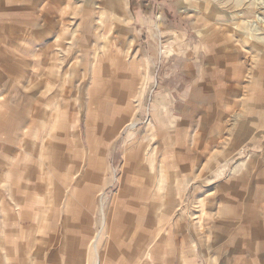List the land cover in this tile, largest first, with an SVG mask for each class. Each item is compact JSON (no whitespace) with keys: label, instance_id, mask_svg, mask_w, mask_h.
<instances>
[{"label":"rangeland","instance_id":"obj_1","mask_svg":"<svg viewBox=\"0 0 264 264\" xmlns=\"http://www.w3.org/2000/svg\"><path fill=\"white\" fill-rule=\"evenodd\" d=\"M23 1L0 0V167L12 169L0 172L11 208L0 213V264H8V234L13 264H94L95 242L107 255L106 217L124 182L137 200L121 206L150 207L133 232L152 239L145 254L159 245L156 264H264V85L238 86L219 67L242 69L251 57L262 66L264 23L255 19L264 0L4 6ZM184 85L201 97L173 117L166 95L182 96ZM156 99L162 107L153 113ZM93 172L97 187L85 179ZM20 175L27 201L50 203V221L58 220L26 241L10 189ZM75 205L81 212L71 221ZM144 244L132 237L134 250ZM123 253L115 262L126 264Z\"/></svg>","mask_w":264,"mask_h":264},{"label":"crops","instance_id":"obj_2","mask_svg":"<svg viewBox=\"0 0 264 264\" xmlns=\"http://www.w3.org/2000/svg\"><path fill=\"white\" fill-rule=\"evenodd\" d=\"M30 1H31V3H28V5H29V7H32L34 5L33 3L35 0H30ZM40 5H42V2L40 3ZM30 17H31V19L35 20V17L33 16V14H31ZM210 58L211 59L213 58L214 60H220L221 61V59H219V57L217 55L210 56ZM263 64H262V67H264ZM219 67L222 71V74H224V75L225 74L226 75L231 74L232 76L234 75L235 81L238 83L237 84L238 86L254 87V86L259 85V84L264 85V80H263L264 72L262 70H258L257 72H254L253 76H260L259 79H254V78H251L247 75L246 80H245L242 78L244 77V74L246 71L240 72L239 70H232V69L230 70V69L224 68L222 63H219ZM252 79H253V81H252ZM180 91H182V90H180ZM177 93H179L178 98H174V97H177L175 95H171V94L166 95V98H170V97L173 98V101L170 103V106H169V111L173 117L179 116V115L185 113V111L187 110V107L189 105L188 102L194 101L196 98L201 97L200 96L201 94H197V93H194L193 91H190L186 85L183 86L182 96H181L180 92H177ZM161 103H162L161 101L156 99V103L155 104L153 103V105H154L153 106V113L155 112L157 107H158L157 109H159V111H160V109H161L160 107H162ZM198 112H199V114L196 113L197 115H200V114L203 115V110L200 111L198 109ZM193 122H194V120L191 121V124ZM186 126H188L187 123H186ZM8 153H9V150H8ZM24 156H26V154H24ZM91 156H92V154L89 155L90 158H91ZM132 157H133V155L129 154L127 159L133 162ZM150 159H151V157H150ZM24 163H26V158L24 159ZM24 163H23V165H24ZM29 168H30V165H26L25 166V172H27V170H29ZM99 168L100 169L102 168L101 165ZM6 171L8 172V174L6 176H9V172L12 171V169L10 170V169H6L5 167H0L1 176ZM94 172L97 173L98 169H97V171L94 170ZM94 172H93V175L90 173L88 175H86L85 179L91 178V177L93 178L94 175H96ZM23 179H26V176H23V175L18 176L17 180L10 183V189H11V195L14 198V207H15V205L18 207V211L14 210V215H13L14 223L17 226V232H19V233L21 232L23 240L26 241L27 238H29L30 236H34V234L36 235L38 233H41V234L48 233L47 230L52 229L53 228L52 226H54V224H57L58 220H57V217H55L56 220L53 221V223H51V221H50L49 213H50V211H52L50 203L48 204L46 202L48 204V206L50 207L48 209V213H43L45 206L47 205L46 203H42L41 201H32L31 198L29 199V201H27V199L30 195H29V192L27 191L28 187H24L26 184L23 183ZM94 181H95L94 178H93V182L88 181V185H90L91 187H93V186L97 187V185L94 184L95 183ZM6 183H7L6 179L3 181L0 180V213H4V214L11 211L10 203L8 202L7 195H6L5 191L1 190V188H2L1 184H6ZM125 183H127V182L123 183V188L121 189V194L119 195V199L117 201V204L115 203V208L113 207V210H112L113 212L110 213L111 219L113 221L110 228H111V234L114 236V238H113V243L110 244L111 250H107L108 251L107 255L104 254L105 257L103 258L104 259L103 264H108L109 262H111V264H115V263L118 264L119 261L117 260V262H115V260L117 257V253L120 254L122 249L124 250V254H122V255H125L126 257H127V253H125V251L127 249L131 250V252H130L131 254H136V256H133V258H135L134 260H131V258H125L123 256L122 261L124 260L126 262V264H141L142 262H147V264H149V263L156 264L159 262V259L157 256V251L159 250V248H158L159 245L157 246L155 241H154L155 244H153V246H151L152 250L149 251V252H151V254L153 256L152 261L144 259L143 255L141 257L137 256L138 253H143V250H144L143 248H145L146 245L150 244L152 239L150 237H148L149 235H146V234L141 235V233H140L139 237L135 236V234H138V233L133 232V228L135 227L136 222H138L139 217H140L139 219H141V220L147 219L151 213H148L149 212L148 209H150V207H148V206H145L144 209H142V210L140 209L139 211H137V209L135 207H133V205H129V204H124L125 206L120 205L121 201L124 202L126 200H129V202L131 203L132 200H137V193L135 191H133L132 189H130L127 186V184H125ZM22 188H24L25 191H22ZM87 193H88V195H90V191H87ZM76 194H77V196H84L83 192H82V194L78 195L77 190H76ZM76 194H73V200H74V196H76ZM86 196H87V194H86ZM87 199H88V202H89V200L95 201V198L89 199L88 196H87ZM52 205H55V203H53ZM128 205H129V207H128ZM55 210L57 211V209H55ZM58 212H56V214ZM80 212H81V210L77 207V205H75V213L71 215L72 216L71 221H73V217H75L74 215H76V217H77V218L75 217L76 219H79L78 216L80 215ZM146 214H147V216H145ZM37 215H38V217H37ZM82 215L83 214H81V217H84ZM93 219L94 218L89 216V219L86 220V224L89 226V228L95 226V220L93 221ZM123 219H126L129 222L126 224L127 225L126 230L123 231V229H122L121 231H119V230H117V228L124 227L123 226L124 223L122 222ZM4 222H6L5 223L6 226L3 229L6 230V229H8L7 225L9 224V221H4ZM90 222H91V224H90ZM49 225H51V227H49ZM8 227H9V225H8ZM112 227H113V229L114 228L115 229L113 230ZM121 232H125V235L123 236L124 237L123 246L119 251H117L116 250V243L120 242L119 236H120ZM9 235H11V234H8L7 235L8 237H4L1 239V245L6 252L7 263L13 264V262L11 261V258L13 256V254H12L13 252H11V250H9V248L7 246L9 243V239L11 238V237H9ZM70 235H71V233L69 231H66L67 237H73V235L72 236H70ZM132 237H133V239L137 245H141L142 243H145L144 244L145 246H140L136 250H134L132 247ZM14 239L17 240L16 235H14ZM156 239L158 240V238H156ZM66 240H67L66 245L71 246V244L69 245L71 239L68 240V238H66ZM24 241H23V243H24ZM123 258H125V259H123ZM182 259H183V257H182ZM106 260H107V262H106ZM171 261H173V260L169 259L168 262L171 263ZM17 263H20V262H17ZM71 263L72 264H79L78 262H76V263H73L70 261L68 262V264H71Z\"/></svg>","mask_w":264,"mask_h":264},{"label":"bare ground","instance_id":"obj_3","mask_svg":"<svg viewBox=\"0 0 264 264\" xmlns=\"http://www.w3.org/2000/svg\"><path fill=\"white\" fill-rule=\"evenodd\" d=\"M22 3H24V4H28V3H31V1L30 0H26V1H23V2H20V3H15V2H9V3H6V4H4V6L5 7H9V6H12V5H16V4H18V5H20V4H22ZM116 3H117V6L118 7H125L124 6V0H116ZM34 5L33 6H36V2H34L33 3ZM112 5H113V2H112ZM256 5H258V4H256ZM256 7H261L260 5H258V6H256ZM256 10V9H255ZM263 10V9H262ZM261 11V10H260ZM256 12H257V10H256ZM258 13V12H257ZM259 13H261V12H259ZM256 21H258L259 23H264V16L263 15H261V14H259V15H256V19H255ZM251 57V56H250ZM247 58V55H246V57H245V59ZM249 58V57H248ZM244 61V60H243ZM242 61V68L243 69H240V68H238L237 67V70H239L240 72H244V71H246L248 74H250V75H254V72H257L258 70H262L263 72H264V67H260V68H258V62H260V59L259 58H253V57H251L249 60H247L246 59V61H244L243 62ZM251 67V69H248L247 70V68L246 67ZM246 69V70H245ZM255 69H256V71H255ZM249 71H250V73H249ZM245 72V73H246ZM262 72V73H263ZM260 73V72H259ZM253 81V80H252ZM232 127V126H231ZM92 176V175H91ZM87 179H89V178H87ZM86 179V180H87ZM140 218V217H139ZM141 220V219H140ZM112 219L110 218V215H109V217H106V230H107V233H106V235H107V238L109 239V241L107 242V240H106V247L108 248V250H111V245L110 244H112L113 243V238H114V236L111 234V232H110V225H112ZM128 223V222H127ZM108 224V225H107ZM135 238V237H134ZM100 239V238H99ZM98 240V239H97ZM96 245V242L92 245V247L93 248H91L92 250H90V252H92V255L94 256V258H93V263L94 264H103V258L105 257V255L103 254H101V252L99 251V250H97L98 248H99V246L97 245V246H95ZM97 250V251H96ZM131 252V250L130 249H127L126 251H125V253H127V257L125 256V255H123L125 258H131V260H134L135 258H133V256H136V254H131L130 253ZM124 254V253H123ZM143 255V258L144 259H146V260H150V261H152L153 260V256H152V254H151V252H147L146 254L143 252V253H138L137 254V256H139V257H141ZM125 258H123V259H125ZM130 261V260H129ZM106 262H107V260H106ZM109 262V261H108ZM131 262V261H130ZM110 264H111V262H109ZM108 263V264H109ZM119 263V262H118Z\"/></svg>","mask_w":264,"mask_h":264},{"label":"built area","instance_id":"obj_4","mask_svg":"<svg viewBox=\"0 0 264 264\" xmlns=\"http://www.w3.org/2000/svg\"><path fill=\"white\" fill-rule=\"evenodd\" d=\"M155 89V88H154ZM154 89H153V91H154ZM153 91H152V93H153ZM148 118V117H147Z\"/></svg>","mask_w":264,"mask_h":264}]
</instances>
